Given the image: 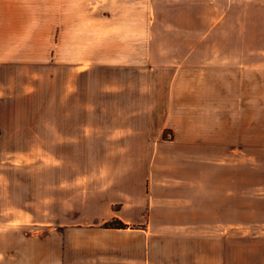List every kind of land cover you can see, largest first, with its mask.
Returning a JSON list of instances; mask_svg holds the SVG:
<instances>
[{"label": "crops", "instance_id": "1", "mask_svg": "<svg viewBox=\"0 0 264 264\" xmlns=\"http://www.w3.org/2000/svg\"><path fill=\"white\" fill-rule=\"evenodd\" d=\"M85 2L0 0V67L45 64L52 71L75 74L86 63L92 64L86 55V38L71 34V12L87 10ZM111 2L107 18L115 41L130 44L128 50L142 42L149 59L176 62L163 65L174 74L165 86L166 102L147 105L145 110L163 113L160 140L152 146L126 147L122 154L147 159L119 163L102 185L83 188L77 196L63 200L55 226L39 235L14 228V241L0 257V264H225L230 225L225 227L222 219L224 191L218 190L217 199L208 192L206 180L196 173L201 165L192 160L194 154H229L236 147L232 143L241 148L239 139L231 142L227 135L231 130L230 105H235L234 98H238L239 112L243 105L241 86L223 78L221 100L226 110L220 116L221 133L214 131L223 135L216 137L215 133H201L207 129L196 122L200 117L210 118L213 128L215 113L209 115L208 107H214L215 84L194 85L193 79L199 68L222 70L224 75L262 69L264 24H248L247 19L250 11L264 12V0ZM91 3L96 11L105 4L100 0ZM119 10L126 14L113 15ZM82 14L74 26H82ZM120 17L126 30L115 25ZM96 18L101 19L102 27L103 17ZM135 31L142 33L141 38L134 37ZM97 39L95 48L102 42ZM200 90L201 99L194 100V92ZM196 108L201 109L196 112ZM61 119L68 118L62 115ZM77 121L82 122L80 118ZM241 121L239 114V132ZM234 124L236 127V120ZM163 130H169V137H162ZM144 132L145 139H150V125ZM130 138L136 139L135 134ZM226 202L230 218L229 195ZM221 211L223 215L216 216ZM113 219L126 226H104Z\"/></svg>", "mask_w": 264, "mask_h": 264}, {"label": "rangeland", "instance_id": "2", "mask_svg": "<svg viewBox=\"0 0 264 264\" xmlns=\"http://www.w3.org/2000/svg\"><path fill=\"white\" fill-rule=\"evenodd\" d=\"M100 1L105 3L100 11L94 10V0H86L87 10L71 12V34L86 38V55L92 62L86 63L80 73L52 71L45 64L0 67V257L14 241V228L39 235L55 226L63 200L77 196L83 188L102 185L119 163L147 159L144 155L122 154L126 147L152 146L160 140L163 113L145 110L147 105L166 102L165 86L174 74L163 65L176 62L149 59L142 42H135L128 50L130 44L113 39L111 19L107 18L111 1L126 4L142 0ZM79 13H84L83 24L74 26ZM122 14L126 10L113 15ZM96 17H103L102 27ZM247 21L264 24V12H248ZM119 23L115 25L126 30L122 17ZM133 34L141 38L142 33ZM96 36L102 42L95 48ZM223 78L241 86L243 105L239 112L238 98H234L235 105H230L231 130L227 132L231 142L239 139L241 148L232 143L236 147L229 154H194L192 161L201 165L196 173L206 180L208 192L217 199L218 190L224 191L222 219L225 227L230 225L225 264H264V58L262 69H248L241 75H224L222 70L206 68L194 73V85L215 84L214 107H208L209 115L215 113L213 128L210 118L200 117L196 122L207 129L201 133H215L216 137L223 135L218 130H222L220 116L226 110L221 100ZM202 95V90L194 92V100ZM201 112L199 116H203ZM62 115L68 118L64 122ZM149 125L151 138L145 139L144 130ZM169 133L163 130L162 137H169ZM133 134L136 139L131 141ZM228 195L230 218L226 213ZM220 215L222 211L216 213Z\"/></svg>", "mask_w": 264, "mask_h": 264}, {"label": "trees", "instance_id": "3", "mask_svg": "<svg viewBox=\"0 0 264 264\" xmlns=\"http://www.w3.org/2000/svg\"><path fill=\"white\" fill-rule=\"evenodd\" d=\"M104 226L105 227H125L126 224H124L122 221L118 219H113L111 221L105 222Z\"/></svg>", "mask_w": 264, "mask_h": 264}]
</instances>
